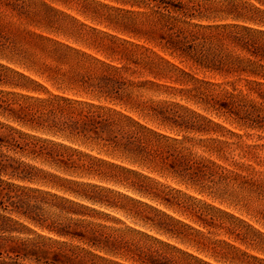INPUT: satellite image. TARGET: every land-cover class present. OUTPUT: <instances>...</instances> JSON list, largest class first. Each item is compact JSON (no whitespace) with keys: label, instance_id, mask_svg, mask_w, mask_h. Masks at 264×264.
Listing matches in <instances>:
<instances>
[{"label":"rangeland","instance_id":"1","mask_svg":"<svg viewBox=\"0 0 264 264\" xmlns=\"http://www.w3.org/2000/svg\"><path fill=\"white\" fill-rule=\"evenodd\" d=\"M162 1L0 6V264H264V0Z\"/></svg>","mask_w":264,"mask_h":264},{"label":"trees","instance_id":"2","mask_svg":"<svg viewBox=\"0 0 264 264\" xmlns=\"http://www.w3.org/2000/svg\"><path fill=\"white\" fill-rule=\"evenodd\" d=\"M146 1L147 4L154 2L153 7L165 11L167 14H170L169 9L167 8L166 2L162 0H143ZM23 0H0V6L3 5L5 7H9L11 9L22 8L24 6ZM173 8L176 6H172ZM177 10V8H176ZM184 15V14H182ZM172 19L167 15L159 14L154 22V25L158 27V30L163 32L159 35L161 48L165 51H170V53H179V55H186L190 50L193 49L188 44V39L193 37V33L189 32L184 34V32L179 28L175 29L172 26ZM175 21V20H174ZM234 38V36H233ZM83 123H89L91 125L96 124V120L93 117H88L86 114L82 115ZM1 204V202H0Z\"/></svg>","mask_w":264,"mask_h":264}]
</instances>
